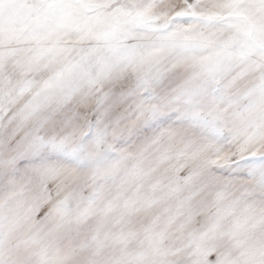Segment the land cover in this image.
Returning <instances> with one entry per match:
<instances>
[{
    "label": "snow or ice",
    "instance_id": "obj_1",
    "mask_svg": "<svg viewBox=\"0 0 264 264\" xmlns=\"http://www.w3.org/2000/svg\"><path fill=\"white\" fill-rule=\"evenodd\" d=\"M0 264H264V0H0Z\"/></svg>",
    "mask_w": 264,
    "mask_h": 264
}]
</instances>
